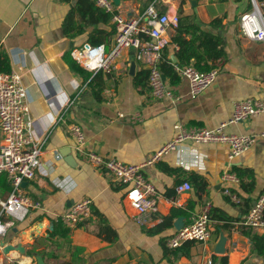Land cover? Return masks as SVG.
Listing matches in <instances>:
<instances>
[{"label":"crops","instance_id":"1","mask_svg":"<svg viewBox=\"0 0 264 264\" xmlns=\"http://www.w3.org/2000/svg\"><path fill=\"white\" fill-rule=\"evenodd\" d=\"M233 1L121 0L117 5L122 13L130 16L144 12L155 3L160 12L178 11L181 17H194L197 22L224 17V30L220 33L227 38L229 61L219 68L216 81L196 98H191L186 78L181 77L178 84L171 85L165 76L180 96L178 102L171 103L152 96L148 79L141 89L135 86L134 76L145 69L136 60L135 48L124 51L113 73L102 71L94 87L70 69L63 54L88 42L91 30L88 28V32L76 36L64 34L63 22L76 0H0V52L9 55L11 71L23 75L30 92V117L39 119L41 136L45 139L41 166L35 178L24 186L32 204L28 221L21 227H9L2 237L6 244H23L26 252L21 255L16 249L8 253L3 250L0 262L6 258L17 264H33L42 255L46 264H207L209 258L213 264H221L219 257L228 256V264H264V256L254 251L252 241L241 231L246 226L245 214L264 191V136L258 137L248 151L234 160L229 159L227 143L185 142L164 154L160 161L145 165L146 176L154 180L163 199L154 221L140 225L134 219L136 210L126 197L127 187L77 151L70 130V125L78 122L83 126L91 150L125 163L145 164L175 139L176 124L214 128L231 117L235 102L264 98V50L261 49L264 43L239 35L240 21L238 26ZM99 27L110 31L115 26L111 20ZM174 34V28L165 34L171 59L178 48L171 42ZM240 36L245 43L240 41ZM113 43L114 34L105 44L110 49ZM132 61L136 62L134 74L130 73ZM18 62L22 63V70ZM72 82L79 83L80 89L76 90ZM93 89L100 90V98L94 95ZM120 112L125 116L120 117ZM136 112L143 115V121L131 120ZM226 130L237 134L264 132V114L230 124ZM1 138L0 132V141ZM229 166L250 167L256 173V188L252 193L243 191L240 185L235 187L239 202H233L222 190L221 175ZM192 172L203 176V186L191 178ZM186 181L192 189L178 193L176 187ZM7 183L0 185L1 198H6L11 190ZM84 197L93 200L89 220L68 229L65 237L48 241L57 216ZM207 204L214 216L210 239L192 241L188 254L181 252L175 257L168 253L166 257L164 239L177 227L173 224L156 234H150L149 228L162 222L173 208L186 212L176 217L174 223L180 217H183L181 223H188L191 215L199 213ZM12 228L15 233L11 232L10 238L5 239ZM223 237L224 251L218 253L216 249ZM77 246L83 251L74 259Z\"/></svg>","mask_w":264,"mask_h":264},{"label":"built area","instance_id":"2","mask_svg":"<svg viewBox=\"0 0 264 264\" xmlns=\"http://www.w3.org/2000/svg\"><path fill=\"white\" fill-rule=\"evenodd\" d=\"M96 6L112 15L115 26L114 43L108 49L105 43L91 44L84 42L71 51L72 57L85 69L97 73L104 71L108 74L118 69L119 60L124 51L136 49V60L140 61L148 71V85L152 96L157 100L166 99L171 103L180 100L168 83L160 69L162 49L167 45L165 36L169 29L179 25L181 16L178 11L160 12L155 3L147 6L142 13L136 15L124 14L114 0H92ZM252 8L244 11L240 16V33L251 41L264 43V0H249ZM19 63L20 70L23 69ZM178 74L189 81L191 98L198 97L217 79L219 68L210 71H200L192 61L185 66L174 63ZM73 87L80 89L79 83L72 82ZM30 92L23 80V75L16 70L0 71V174H5L11 190L6 198L0 197V252L4 250L2 237L7 229L14 226L16 220H24L32 204L23 183L35 178L36 171L41 166L44 136H41L38 118H31ZM260 114H264V98H246L235 102L231 117L214 128L198 125H175L177 135L174 140L165 144L155 152L145 164L125 163L113 156L105 157L87 146V139L83 126L74 122L70 130L75 138V148L84 154L89 162L98 169H106L114 179L127 187L126 197L130 205L136 210L134 219L140 225H149L160 212V202L163 194L158 190L155 182L146 176L144 166L161 160L162 156L171 150H176L182 143H214L223 142L230 145L229 159L234 160L248 151L263 137L261 133H229L226 128L230 124L244 122ZM120 117L125 114L120 112ZM140 112L131 116L136 123L143 121ZM222 190L233 202H239V195L235 187L240 185L238 173L231 167L224 169L221 175ZM192 189L190 182H184L176 187L178 193ZM93 200L84 197L73 202L60 219L65 228L72 230L85 224L92 216ZM211 207L205 205L199 213H193L190 221L185 223L165 238L168 248L183 246L189 241L205 242L212 233L210 217ZM8 224V225H7ZM243 224L264 233V191L249 208L244 216ZM6 228L3 232V227ZM207 264H213L209 258Z\"/></svg>","mask_w":264,"mask_h":264},{"label":"trees","instance_id":"3","mask_svg":"<svg viewBox=\"0 0 264 264\" xmlns=\"http://www.w3.org/2000/svg\"><path fill=\"white\" fill-rule=\"evenodd\" d=\"M67 1L71 2L72 0ZM111 18L112 15L110 13L96 6L92 0H76L63 22V32L68 36H76L88 32L87 29L91 28L88 32L87 41L94 45L105 43L106 41H110L112 34L115 32V27L108 31L99 27V24H108L111 22ZM223 19L224 17H217L211 22H197L194 17H181L179 25L174 28L175 34L171 39V42L178 46L174 51L177 58L176 64L185 66L193 61L200 71H210L214 68H220L228 62L230 54L227 49V38L220 33L221 30H224ZM207 27L216 29L217 31L208 30ZM71 51L72 50L66 51L63 54V59L74 73L83 78L84 83L90 87H94L102 71L94 74L85 69L72 57ZM159 66L163 74L169 79L171 85H176L180 82L181 76L176 71L173 60L169 56L167 45L162 49V58ZM11 70L12 67L9 55L5 52H0V71L11 72ZM147 79L148 71L146 69L141 70L134 76L135 86L141 89L140 87L144 86ZM93 93L96 97L100 98V90L93 89ZM177 169L178 168H173V170ZM234 170L238 173L240 178V189L247 193H252L256 188V173L254 169L250 167L242 168L234 166ZM5 176L0 174L1 186L8 184V177ZM191 178L197 182L198 186L204 185L202 181L203 176L201 174L192 172ZM9 184H11L10 181ZM185 214V211L173 208L171 213L163 218L162 222L149 228L148 232L150 234H156L171 228L173 227L174 219ZM210 217H214L212 215V209ZM241 231L252 241L254 251L258 255L264 256V233H257L248 226H243ZM67 233L68 229L63 226L60 217H58L54 220V228L47 239L48 241H53L55 237H65ZM191 243L192 241L185 243L181 247L171 249L166 246L164 239V254L166 257L168 253H172L175 257L181 252L188 254L187 248L191 246ZM82 251L83 248L77 246L74 251V259H76ZM219 260L221 264H228V256H220Z\"/></svg>","mask_w":264,"mask_h":264},{"label":"rangeland","instance_id":"4","mask_svg":"<svg viewBox=\"0 0 264 264\" xmlns=\"http://www.w3.org/2000/svg\"><path fill=\"white\" fill-rule=\"evenodd\" d=\"M224 2H228V0H224ZM234 3H236V5H235V7L237 8V10H236V22H237V25L239 26V21H240V15H241V13L242 12H244V11H246V10H249V9H251L252 8V5H251V3H250V1L249 0H234L233 1ZM238 2H240V4L238 3ZM238 3V4H237ZM237 28H239V27H237ZM238 33H239V35H240V31L238 30ZM240 38V41L242 42V43H245L246 41L240 36L239 37ZM261 49L262 50H264V46H262L261 47ZM246 50V49H245ZM248 50H246V52H247ZM10 186H11V184H10ZM29 216H30V214L28 215V217H26L24 220H22V221H18V220H16V223H15V227H21V226H23V224L25 223H27V221H28V218H29ZM60 215H58L57 217H59ZM11 232H13V233H15L14 231H13V228L10 230V232H9V236L7 237V238H5V239H9L10 238V236H11ZM36 243H39V241L38 240H36ZM21 255L23 254L22 252H20L19 250H17ZM44 258V257H43ZM38 259L36 258V259H34V262H33V264H38ZM44 263L46 264V262H45V260H44ZM55 264H57L58 262H54ZM0 264H17V262L15 261V260H11V259H4L3 260V262H0Z\"/></svg>","mask_w":264,"mask_h":264},{"label":"water","instance_id":"5","mask_svg":"<svg viewBox=\"0 0 264 264\" xmlns=\"http://www.w3.org/2000/svg\"><path fill=\"white\" fill-rule=\"evenodd\" d=\"M114 1H115V3H116L117 5H119L121 0H114ZM172 60H173L174 62H177V58H176L175 55L172 56ZM135 69H136V62H135V61H132V63H131V67H130V73H131V74H134ZM27 183H28V182L25 181V182L23 183V186H25ZM182 219H183V217H180L179 221L174 223V225L177 227V229L181 228V227L184 225V223H181V220H182ZM222 240H223L222 243H221V244L218 246V248L216 249L218 253H221V252L224 251L223 243L225 242V238L223 237ZM3 244L5 245V246H4V252H5V253H8L10 250H15V249H16V250H19V251L22 252L23 254H25V252H26V248H25V246H24L23 244L12 245V244H6L4 241H3ZM37 259H38V261H39L38 264H45V263H44V258H43L42 255H38V256H37Z\"/></svg>","mask_w":264,"mask_h":264},{"label":"bare ground","instance_id":"6","mask_svg":"<svg viewBox=\"0 0 264 264\" xmlns=\"http://www.w3.org/2000/svg\"><path fill=\"white\" fill-rule=\"evenodd\" d=\"M5 228H6V225L3 227V232H4Z\"/></svg>","mask_w":264,"mask_h":264}]
</instances>
